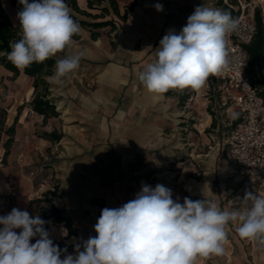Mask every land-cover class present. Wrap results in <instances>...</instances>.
<instances>
[{
    "label": "crops",
    "instance_id": "obj_1",
    "mask_svg": "<svg viewBox=\"0 0 264 264\" xmlns=\"http://www.w3.org/2000/svg\"><path fill=\"white\" fill-rule=\"evenodd\" d=\"M1 1L18 25V9L11 0ZM85 1L86 7L79 1L83 8L88 6ZM116 1L125 19L111 9L108 19H114L115 27L91 30L80 25L79 37L54 56L57 61L82 53L79 68L65 76L63 83L50 79L54 72L48 77L49 98L58 116L45 122L44 115L30 106L34 78L24 72L15 77L0 64V94L6 91L0 97L4 114L0 115V216L18 208L42 218L40 204L32 200L59 185L55 205L71 219L76 234L70 235L62 223L44 220L54 244L67 248V254H75L76 244L96 235L94 225L102 209L134 199L143 184L153 188L162 184L181 203L184 197L212 200L222 210H231L244 189L251 187L232 160L233 166L223 161L200 165L183 157L190 154L196 138L217 139V146H211L215 157L227 148L218 114L207 109L212 102L225 114L219 81L211 76L199 90L171 89L156 95L138 79L156 60L159 41L170 29L179 33L197 6L222 9L220 0ZM157 3L163 11L156 10ZM104 5L110 7L109 0ZM93 31L99 34L93 37ZM257 69L264 77V65L258 64ZM257 86L264 90V81ZM209 89L215 92L212 99L206 96ZM226 116L231 127L238 122L236 115ZM14 123L13 142L6 154L8 129ZM53 131L62 135L59 140L42 136ZM236 172L237 189H228L224 177ZM236 228V223H230L223 255L197 258L195 264H264V248L255 241L243 242Z\"/></svg>",
    "mask_w": 264,
    "mask_h": 264
},
{
    "label": "clouds",
    "instance_id": "obj_2",
    "mask_svg": "<svg viewBox=\"0 0 264 264\" xmlns=\"http://www.w3.org/2000/svg\"><path fill=\"white\" fill-rule=\"evenodd\" d=\"M18 2L19 39L6 54L16 68L43 63L73 43L80 25L66 0ZM155 8L163 11L159 3ZM238 26L226 10L195 7L179 33L170 29L159 41L157 58L139 73V81L156 95L201 89L229 67L227 37ZM81 58L82 53L57 60L50 79L63 83ZM46 223L18 208L0 216V264H195L197 258L224 254L230 223L237 224L242 239L264 248V196L246 189L231 210H222L212 200L184 197L181 203L164 185L143 184L134 199L101 210L96 235L76 244L75 254L54 244Z\"/></svg>",
    "mask_w": 264,
    "mask_h": 264
},
{
    "label": "trees",
    "instance_id": "obj_3",
    "mask_svg": "<svg viewBox=\"0 0 264 264\" xmlns=\"http://www.w3.org/2000/svg\"><path fill=\"white\" fill-rule=\"evenodd\" d=\"M105 1L106 0H88L87 8H83L80 5L79 0H66V3L70 9L71 16L76 22H78L79 25L95 30L105 26H116L114 19H108V16L111 15V9L114 14L120 16L122 19L126 18V14L121 15L116 0H109L111 8L104 5ZM11 2L18 9V11L22 8L18 0H11ZM220 4H222V9L230 12L234 18L238 17L241 13V8L239 7L240 3L238 0H231V4L225 3L224 0H220ZM234 5L238 6V9H235ZM93 9L98 10V12H93ZM255 20L257 23V32L254 39L246 45V49L249 54L247 70L253 82L257 86L260 81H264V77L259 76V70L257 69L258 64L264 65V36L261 25L260 8H256ZM19 31V26L13 22L0 0V64L12 71L15 77L24 72L34 78V94L30 102V106L34 111L44 115V121L46 122L48 118L58 116L59 114L56 109V105L49 98L50 82L48 80V77H50L54 72L56 59L55 57H52L43 63H33L30 67L23 70L16 68L7 59L6 54L11 50L10 43L19 39ZM98 34L99 33L95 31L92 33L93 37H96ZM78 37L79 34H76L73 38ZM261 92L264 95V90ZM16 122L17 118L15 120V123ZM15 123L8 129L10 137L5 142L6 154L13 142ZM42 136L53 140H59L62 135L58 133V131H53L44 132L42 133ZM59 196V185H56L53 189L45 191L41 197H35L32 200V203L40 204L41 216L43 219H51L55 222L62 223L68 228L70 235L76 234V229L74 228L71 219L64 215L63 210L55 205V200ZM32 241L35 243V239ZM58 246L62 249L61 245L58 244Z\"/></svg>",
    "mask_w": 264,
    "mask_h": 264
},
{
    "label": "built area",
    "instance_id": "obj_4",
    "mask_svg": "<svg viewBox=\"0 0 264 264\" xmlns=\"http://www.w3.org/2000/svg\"><path fill=\"white\" fill-rule=\"evenodd\" d=\"M237 31L227 37L229 67L213 76L219 81L222 105L226 114L236 115L237 123L225 136L228 155L246 175L250 191L264 196V95L248 72L249 54L246 45L257 32L254 17L241 13ZM264 36V3L261 9Z\"/></svg>",
    "mask_w": 264,
    "mask_h": 264
},
{
    "label": "rangeland",
    "instance_id": "obj_5",
    "mask_svg": "<svg viewBox=\"0 0 264 264\" xmlns=\"http://www.w3.org/2000/svg\"><path fill=\"white\" fill-rule=\"evenodd\" d=\"M79 1L84 7H86V1L85 0H79ZM238 1L240 3L239 7L241 8V13L245 12L246 15H250L251 17H254V18H255L256 8L262 9V4L264 3V2H262V0H238ZM224 2L231 4V0H224ZM234 7H235V9H238V6L234 5ZM94 11L98 12L96 10H94ZM260 87L263 88V86H260ZM2 93H3V95L0 94V97L3 98L4 93H6V91L3 90ZM212 94H215V92H212L209 89L208 94L206 96H208L209 99H212V97H211ZM211 103L212 102H209V104H208V108H207L208 112L210 114H213L214 116L218 114V121H219L221 127H223V129L225 130V134H227L228 129L231 128L230 119L226 116V113L225 114L222 113V115H221L222 111H221L219 106L216 107L214 105V103L213 104H211ZM216 109H218L219 112H217ZM0 115H2V117L4 116V114H1V113H0ZM217 142H218V140L211 138V136L208 139V142H202V141H200V139L196 138V139H194V145L195 146L193 147V149L190 150V154L184 155L183 157H189L192 159L191 161H193L195 164H200V165L214 164L215 162L223 161L224 163L229 164L230 166H233L232 162H231V158L228 155L227 148H225V149L222 148L223 150H221V153L217 157L214 156V155H216L215 154L216 152H215V149L213 150L211 148V146L216 147ZM202 143H204V144H202ZM202 148H203V150L201 151ZM201 152H203V153H201ZM204 152H207V153H204ZM237 175H239L238 172H236L234 176H225L224 177V179H226V183H227L226 187L228 189L229 188L237 189V187H236L237 183H238V182H236ZM221 179H223V178L221 177L220 179H217L215 181V184L216 183L219 184L221 182ZM242 179H243L242 182L246 181L245 178H242ZM238 186H241V187L244 186V188H245L246 185L241 184ZM244 190H246V189H244ZM241 240L243 242L246 241L245 239H241Z\"/></svg>",
    "mask_w": 264,
    "mask_h": 264
}]
</instances>
